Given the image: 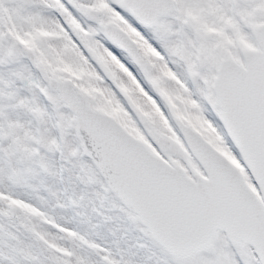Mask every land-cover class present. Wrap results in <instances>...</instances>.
<instances>
[{
	"label": "snow or ice",
	"instance_id": "6c2138e0",
	"mask_svg": "<svg viewBox=\"0 0 264 264\" xmlns=\"http://www.w3.org/2000/svg\"><path fill=\"white\" fill-rule=\"evenodd\" d=\"M0 264H264V0H0Z\"/></svg>",
	"mask_w": 264,
	"mask_h": 264
}]
</instances>
